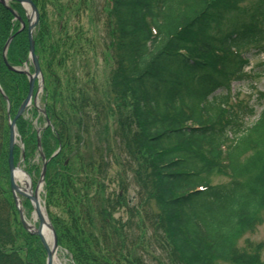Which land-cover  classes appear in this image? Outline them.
<instances>
[{
    "label": "trees",
    "instance_id": "trees-1",
    "mask_svg": "<svg viewBox=\"0 0 264 264\" xmlns=\"http://www.w3.org/2000/svg\"><path fill=\"white\" fill-rule=\"evenodd\" d=\"M31 1L41 9L33 42L45 115L33 106L29 119L16 122L21 165L39 178V150L47 160L45 205L60 211L49 218L72 264H262L237 245L263 220L264 107L256 108L264 93L253 104L230 99L232 83L251 79L249 57L264 54V0H110L114 22L104 16L101 28L112 65L105 89L94 85L84 60L95 37L69 24L84 8H72L74 0ZM47 5L57 14L54 28L42 13ZM8 6L21 19L0 3V88L13 117L28 80L9 67L27 62L29 40L23 8ZM75 64L86 85L66 71L62 85L56 70ZM13 154L17 164L19 146ZM7 155L0 94L2 177ZM107 177L119 192H107ZM214 177L226 181L214 184ZM3 215L0 264H44L39 239Z\"/></svg>",
    "mask_w": 264,
    "mask_h": 264
},
{
    "label": "rangeland",
    "instance_id": "rangeland-1",
    "mask_svg": "<svg viewBox=\"0 0 264 264\" xmlns=\"http://www.w3.org/2000/svg\"><path fill=\"white\" fill-rule=\"evenodd\" d=\"M87 1L88 2L86 3L85 0H74V2L71 4L72 8H77V9L84 8V12H80V15L78 16L79 20L75 19L74 17L69 19V17H70L69 14H72L71 10H69L67 12L69 24L71 26L75 25L76 27H78V25L81 26V28L83 30V34L86 37H89V38L92 36L95 37L93 40L94 44H92V46L89 45L86 48L84 47L85 52H86L85 56H84V60H86L87 68H89L91 71L90 72L91 76H92V74H93V76H95L94 85H96L97 88L105 89L107 87L108 76H109L110 69H111L112 65H111V61H110L111 58L108 55V54H111V52L109 50L105 51V49L103 48L102 39H103V36L105 35V33L103 34V31H101V28H102V21H103L104 16H107V21L111 22V24H113V22H114L112 20V17L108 18V13L110 12V7H109L110 6V0H87ZM252 1H254V0H243L240 5L246 6V5L250 4ZM67 2H68V0H62L61 1V3L63 5H65ZM37 10H38V14H39V11L41 9L38 7ZM42 13H44V15H45L47 24L50 27L54 28L56 26V23L58 22V19L55 16L57 14H56V11L54 10V8L47 5L44 7V9H42ZM101 16H102L101 21H99V18ZM37 25H36V27H37ZM35 29H34L33 33L35 32ZM69 34H71V31L69 32ZM94 48L97 52V56H94L91 54L92 53L91 51ZM99 52L105 53L108 56V58H106V56H105L104 57L105 60H103L99 56ZM24 68L27 70L31 69V66H30V63L28 60H27L26 66H24ZM71 69H66V70H62V71L56 70V76L59 80H61V82H62L61 84L64 85V81H65L64 75H65V71H66L69 74H72V72L77 73L76 77H78L80 80H82L79 82V85H81V86L86 85L85 81L83 79V72H81V68L77 64H75V70L71 71ZM248 69H251L250 72L252 71L253 74L255 75V77H253L251 80H244L241 83L233 84V92L237 93V95L241 101H243V102H249L250 101V103L253 104L255 101V98H251V96L254 93L256 94L257 92L264 93V56L251 58L250 59V67ZM79 72H81V73H79ZM81 82H84V83H81ZM86 88L88 89V86H86ZM61 94L66 96V93L63 91H61ZM41 96H42V91L40 90L38 93V96H37V105L39 106V108H41L43 105V103H41ZM263 107H264V103L261 107L256 108L257 114L260 113V111L263 109ZM24 118L25 119L30 118L29 111H27L24 114ZM253 120H254V118L250 119V122ZM5 123H6V121H5ZM37 128H39V127H37ZM38 163H39V161H38V158L36 156L34 161H33V164L39 166V168H40V165ZM21 168L23 169V166H21ZM115 170L116 169H112V171L110 173V177L111 178L113 177V179H114V176H116L114 173ZM32 174H33V178L32 177L30 178V180H31L30 182L32 185V191L35 193L36 190L39 189V201H40L42 207L45 208V212L47 214V217L50 220V218H49L50 215H49L48 211L52 215H59L60 211L56 207L53 208V206L50 207V209L47 211V207L45 205V202H46V200H48V196H46L44 184L42 185V187L40 189L38 187L39 181L37 182L38 177L34 176V172H32ZM108 177L104 180V187L106 188L107 192H110L111 190L119 192L117 182H114V181H113V183L110 182V178H108ZM9 179H10L9 173L7 174V176H3V177L0 175V200H4L7 203V204L2 203V205L0 203V213L1 214L3 213L4 214L3 216H5L7 214L10 215L12 221H14L13 223L18 224L19 223V212H18L17 208L14 206L13 200L10 199V197H9V194H10V180ZM212 181L214 184H218V183H224L226 181V179L223 177H214ZM126 198H127V200L130 201V199L132 198V195L130 192L128 194H126ZM20 202H22V209H23V213L25 215V218L31 220L32 213L34 211L32 204H31V201L22 196V197H20ZM10 207L14 210L13 212L11 211L12 209H10ZM1 210H2V212H1ZM122 212L123 213H121V214L124 217L125 216L124 210H122ZM119 214H116V217H118ZM262 219H263L262 222L260 224H258L257 226H255V228L253 229L252 232L246 233L243 237H241V239L238 241L237 248L239 250L243 249L244 252L254 251V253L257 255L259 260L262 261V264H264V250L262 249V246H264V213L262 215ZM38 225H39V222H36L35 226L38 227ZM57 260H58L59 264H72L70 256L68 255V253L65 250H62V249H59L57 252Z\"/></svg>",
    "mask_w": 264,
    "mask_h": 264
},
{
    "label": "water",
    "instance_id": "water-1",
    "mask_svg": "<svg viewBox=\"0 0 264 264\" xmlns=\"http://www.w3.org/2000/svg\"><path fill=\"white\" fill-rule=\"evenodd\" d=\"M8 1H16V2L20 3L22 6L26 7L25 10L27 12V20H28L27 31H28V40H29V59H30L31 64L33 66V73L32 74L28 73L27 71H25V69H22V68L17 69V68L9 67L13 71L23 72V73L27 74L28 81H29L28 82V92H27L26 98L23 100L22 104L18 108L14 118L11 121L8 122L9 140H8V158H7V163H8L9 178H10L9 179L10 180V188H11V192H12V195H13L14 203L16 205V208H17L18 212H19V220L21 222V225L23 226V228L29 234L35 235V236H37L39 238L43 248L46 251V262H45V264H52L51 259H52V256H53V252L56 251L57 248H58V246H57V238H56L55 232H54V230H53V228H52V226H51V224H50V222H49V220L47 218L46 213H45V216H46V218L48 220L47 221V226H48V228L50 230V233H51V236H52V247L53 248H49V246L47 245V243L43 239L42 235L40 234V226L38 227L37 230H32V228H29L27 222L25 221L23 213L19 209V200L16 197V193L21 194V192H20L17 184L14 182L13 176H12L13 170L15 168H18V166L14 165V160H13V149H14V146L16 144V137H17L15 124H16L17 119L25 112L27 107L30 105L31 100L33 98L35 79L41 76L39 64H38L37 58H36V56L34 54V45H33V40H32V32H33V30L36 27L37 22H38V11H37V8L35 7V5L32 3L31 0H0V2L2 4H5ZM23 3H25V5ZM22 28H23V26H22ZM9 41H10V39L7 41V43L5 45V48H4V51H6V48H7V45L9 43ZM4 55H5V52H4ZM40 86H41V84H40ZM42 158L44 159L43 156H42ZM45 168H46V163L43 164L38 187L41 186L42 183H43V179H44V176H45ZM23 173L27 176V178L29 180L28 175L25 172H23ZM28 188L30 190L32 189L31 183H29ZM23 196L25 198L29 199L31 201V204H32V202L35 204V206L32 204L33 209H35L37 207L38 202H37V198L36 197L31 196L29 194H24ZM40 222H41V219H40Z\"/></svg>",
    "mask_w": 264,
    "mask_h": 264
},
{
    "label": "bare ground",
    "instance_id": "bare-ground-1",
    "mask_svg": "<svg viewBox=\"0 0 264 264\" xmlns=\"http://www.w3.org/2000/svg\"><path fill=\"white\" fill-rule=\"evenodd\" d=\"M23 4L25 5V3H23ZM39 68H40V65H39ZM31 69H33L32 65H31ZM230 100H231V102H233V98ZM21 104H22V102H21ZM20 105H19V107H20ZM8 132H9V128H8ZM12 176H13L14 182L18 185V188L21 192V194L16 193L17 198L20 199V197H22L24 194H29V195L37 198V202H38V205L36 207L37 209L36 208L34 209V211L32 213L31 220L26 219L29 228H32V230H37L38 227L40 226V234L42 235L43 239L45 240V242L47 243L49 248H53L52 247V236H51L50 230L47 226L48 220L45 216L44 208L42 207V205L39 201V189H37V191L34 193L32 190H30L28 188L29 180H28L27 176L23 173L22 169H20V168L19 169L15 168L12 172ZM19 202H20V200H19ZM32 204L35 206V204L33 202H32ZM19 209L23 213L22 202L19 203ZM40 219H41V222H40ZM36 222H39L38 227L35 226ZM51 261H52V264H59V262L57 260V251L53 252V256H52Z\"/></svg>",
    "mask_w": 264,
    "mask_h": 264
}]
</instances>
